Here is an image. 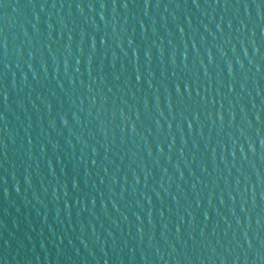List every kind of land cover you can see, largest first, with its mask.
Listing matches in <instances>:
<instances>
[{
    "label": "water",
    "instance_id": "water-1",
    "mask_svg": "<svg viewBox=\"0 0 264 264\" xmlns=\"http://www.w3.org/2000/svg\"><path fill=\"white\" fill-rule=\"evenodd\" d=\"M0 264H264V0H0Z\"/></svg>",
    "mask_w": 264,
    "mask_h": 264
}]
</instances>
